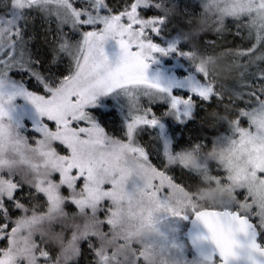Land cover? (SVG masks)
<instances>
[{
    "label": "snow or ice",
    "instance_id": "1",
    "mask_svg": "<svg viewBox=\"0 0 264 264\" xmlns=\"http://www.w3.org/2000/svg\"><path fill=\"white\" fill-rule=\"evenodd\" d=\"M80 2L81 7H76L74 0H0V89L5 87L9 73L16 71L26 74L44 92L31 91L23 82L13 85L6 97L0 92V240L6 241L0 247V264H60L56 248L44 239L43 231L39 236L35 233L51 225L57 215H64L65 204L74 205L76 213L89 217L71 233L75 246L70 254L76 264L81 258L83 264H145V253H130L118 229L119 205L125 194L134 193H143L170 216L186 219L185 212L191 211L207 229L208 235L197 239L211 241L216 264H233L238 249L264 255V245L259 242L264 235V0H202L203 11L198 16L212 15L218 21L215 28L202 33L212 31L217 41L202 44L201 34L190 40L184 31L188 27L185 21L198 16H189L183 21L187 27L179 28L178 40L167 48L154 42L151 35L161 36L174 15L167 0H113L111 5L106 0ZM138 10H155L157 14L145 18ZM30 12L39 13L45 25L41 28L40 57L31 47L35 32L25 35L35 20ZM88 28L91 30H85ZM72 31L80 32L82 41L73 42ZM226 35L239 37L242 43L228 46L231 42L224 39ZM109 39L116 40L120 49L115 64L104 50ZM179 41L189 47L178 49ZM206 48L213 49L211 55ZM217 48L221 51L216 52ZM171 52L185 56L199 73L198 80L188 78L190 90L198 99L172 96L170 88L146 75L148 61L155 53ZM62 57L69 60L66 71L58 67L57 58L60 61ZM208 63H214L216 70H208ZM220 72L235 86L226 88ZM115 89H124L131 106V119L122 138L106 133L85 111L98 96ZM161 93L170 97L166 114L175 115L181 122L195 119L198 105L206 113L201 124L214 120L221 105H232L233 134L224 139L234 153H247L252 161L259 162H253L243 175L231 170V157L219 171L223 175L204 171L206 179L228 191L231 203L201 206L196 202L195 193L201 186L190 183L188 173L200 169L196 153L204 145L194 144L174 154L166 141L163 159L154 164L148 147L138 141L141 126L160 124L149 103ZM233 94L238 100L247 97L245 107L236 106ZM17 95L26 96L41 117L55 124L54 130L47 124L39 127L41 136L34 146L5 122L9 115L5 105ZM141 97L147 100L141 103ZM57 144L63 146L64 154L57 150ZM25 148L36 153L40 162L25 158ZM9 152L21 159L7 158ZM130 164L148 175L147 183L133 173ZM40 168L46 171L35 182L22 174V170L35 172ZM173 168L180 169L179 173ZM54 175L59 179H52ZM133 177L141 183L129 192L127 184ZM61 187L68 190L66 196ZM35 200L43 207L38 209Z\"/></svg>",
    "mask_w": 264,
    "mask_h": 264
},
{
    "label": "rangeland",
    "instance_id": "2",
    "mask_svg": "<svg viewBox=\"0 0 264 264\" xmlns=\"http://www.w3.org/2000/svg\"><path fill=\"white\" fill-rule=\"evenodd\" d=\"M200 2L202 6V0H200ZM204 2L207 3L208 0H204ZM109 3L112 4L113 0H109ZM74 5L76 7L82 6L80 0H74ZM139 11H141L142 14H146L150 12L146 15V18L155 14L154 10H148V11L139 10ZM29 15L34 16L35 20L28 25V29L25 32L26 36L31 35L32 32L34 31L36 32L37 28H42L44 26V21L40 17V15H38V13L30 12ZM52 27L53 28L55 27V23L52 24ZM85 30H91V29L88 28ZM65 31H68V28H65ZM70 35L73 42L82 41V34L80 32L72 31ZM151 35L153 36L154 42L158 43L161 47L167 48L170 43H173V42H169V44L165 45L159 39V37L155 36V34H151ZM104 50L110 62H112L113 64L118 62L120 57V49L116 40L109 39L104 45ZM148 63H149V68L146 72L148 78L150 80H157L164 88H170L172 96L182 97V98H187L189 96H192L194 100L198 99V97H196L195 94H193L190 90L188 84V78L191 76L193 77V80H198L200 79V75L199 73L196 72V69L192 67L189 60L185 56L178 54V52H171L168 55L155 53L154 59H150ZM68 64H69L68 61L61 63V67L63 71L67 70ZM28 79L29 77L24 73H20L16 71L9 73L7 83L3 89H0V92H2L6 97L8 94H10L13 91V85L19 86L21 82H23L25 86L29 88V90L36 91L38 94H44L43 89L38 88L35 81H33L32 83H28ZM146 100H147L146 97H141V103H144ZM95 104L100 105L104 108L111 107L116 110V112L113 113L112 115H106L105 114L106 111L104 110V108L100 107L102 108V110H100L99 108L96 110V112L93 113L90 112V113H92L91 115L96 116L97 117L96 119H99V116H104L103 119L99 121L105 123L104 125L111 128L110 134L112 136L122 138L123 133L126 131L127 123L131 119V115H130L131 106L129 103V98L126 95L124 89H115L111 93L98 96L93 104L85 107V111L88 114H90L89 111L93 106H95ZM149 106L152 112L157 117L160 118V124L155 127L141 126L137 139L141 144L146 145L150 151V146L154 144L152 143V139L154 137V142H155V146L153 147L154 152L150 151V153L152 154L151 155V158L153 160L152 162L154 164H157L159 161L163 159L164 145L166 141L168 142L170 151L174 154L183 150L190 149L188 147H183L182 145L175 144L174 141L175 136L178 134V132L184 131L187 128L186 126H184V124H187L190 121L189 119H187L186 121L181 122L176 119L175 115L166 114L169 113L170 111V97L168 96V94L161 93L160 98L150 102ZM153 107H156V109L153 110ZM5 108L9 113L8 117L5 118V122L6 123L10 122L14 131L20 137L26 140L28 145L30 146H34L36 140L40 138L41 133L38 131V129L42 124H47L51 129L53 130L55 129L54 122L48 121L46 117H41L36 107L31 103V101L26 96L23 95L15 96L10 103L5 105ZM201 108L202 107L198 105V109L200 110ZM119 120H123L122 124L124 125L123 127L116 126L115 128V124H119L118 123ZM99 121L97 120L96 122L95 121L94 122L98 123ZM113 121H115V123H113ZM164 121L167 123V125ZM97 125L101 127V124L98 123ZM160 125H162L163 127H160ZM247 125H248V121L247 120L243 121V126L246 127ZM81 126H86V125L83 122H81ZM176 130L178 132H176ZM232 134H233V127L231 121V122H227V128L225 129V131L222 132L218 131L217 133L211 135V137L209 138L210 142L208 144V147L207 146L205 147L206 149H202V152L200 150L199 152L196 153V162L197 164L200 165V169L199 170L193 169L192 172L190 173L198 177L197 180L198 184H200L199 177H202L204 180H207L209 183H211L210 180L205 178L204 175L205 170H207L209 175H223V173L219 171L224 168L225 163L228 162L230 157L232 162L231 170L234 172L238 171L242 175L246 171H249L251 169L253 162H259V161H252L247 153L236 154L233 152L230 143L226 139H224L225 137H230ZM56 147L57 150L61 152V154H64V148L62 145L57 144ZM45 171L46 170L43 168H40L35 172L25 169L22 170V174L25 175L27 173L30 176V178L29 177L27 178L35 182L37 178ZM52 179L58 180L59 176L54 175ZM140 183L141 181H139L136 177H133L127 184V190L129 192L133 191L134 185ZM60 192L65 196L68 194V190L64 187L60 188ZM40 199L42 200L43 197H40ZM38 202L42 203L39 200ZM64 209H65L64 206H62V211L64 215H57L56 219L59 217V220L55 219L51 225H47V224L44 225V230L50 233L51 226L52 227L56 226L57 228H61V227L65 228L68 226V223L66 222L67 215H65ZM192 217L189 220H191ZM173 219H175V217ZM88 220L89 217L86 216V219L84 220L85 223ZM49 235L52 236L51 234ZM260 238H264V235H261ZM179 249H178L179 260L177 261V264H187L188 261H190L194 256H196L193 253V251L190 254L191 256L187 254L188 253L187 251L189 250L187 249L186 244L185 247L181 246L180 244Z\"/></svg>",
    "mask_w": 264,
    "mask_h": 264
},
{
    "label": "trees",
    "instance_id": "3",
    "mask_svg": "<svg viewBox=\"0 0 264 264\" xmlns=\"http://www.w3.org/2000/svg\"><path fill=\"white\" fill-rule=\"evenodd\" d=\"M133 1L134 0H129V3L133 2ZM106 2L109 3V0H106ZM167 6L174 10V15L172 16V18L169 22L167 30H165L162 33V35L159 36V39L165 45L169 44V42H174V41L178 40L179 28H186L187 27V25H185L183 23L184 20H186L189 16H193V17L198 16L203 11L200 0H167ZM34 13H36V12H34ZM148 13H150V12H148ZM148 13H146V14L141 13V14L146 18V15ZM154 13L157 14L155 12V10H154ZM38 15H40V14L38 13ZM40 17L43 19V17L41 15H40ZM185 23L188 24V27L186 29H184V31L189 33V39L190 40L195 41L196 36H197V33L193 31V28L195 27V22L194 21H190V22L185 21ZM173 24L177 25V27H172ZM207 24H208V29H213L218 25V21L215 20L212 15H208L207 16ZM227 24L229 26H231L232 21L230 19L227 20ZM37 30H36V32L34 31L35 35H36V40L31 45V47L33 50V54L36 55L37 57H40L41 51H42V49L40 47V44H41L40 37H41L42 33H41V28H37ZM181 34H183V33H181ZM217 39H218L217 36L212 31L204 32L200 36V41L202 44L205 41H217ZM224 39L231 42V44H229L228 46H235V45L242 43L239 37H233L232 35H226L224 37ZM188 47H189V45L186 42L179 41L177 43V48L180 50L187 49ZM205 51L208 53V55H211L213 52V49L212 48H206ZM215 51L219 52V51H221V48H217V49H215ZM48 58L49 59L51 58L50 52L48 53ZM65 61L69 62L67 57H62L60 59V61H59V58H57V63H59L58 67L61 70H62L61 63L65 62ZM220 77L225 78L226 88L230 89V88L235 86L234 81L230 78H227L225 73L220 72ZM33 81L34 80L28 79V83H32ZM222 94L227 97V93L223 92V90H222ZM232 99L236 101V106L241 107V108L245 107L244 99H247V97H244V99L238 100L235 97V94H233ZM100 107H102V106L95 104V106H93L90 109L89 113L90 112H92V113L96 112V110L99 109ZM102 108H104V107H102ZM102 108H100V110H102ZM154 109H156V107H153V110ZM104 110L106 111V113H105L106 115H112L113 113L116 112V110L114 108H111V107L104 108ZM209 111H211V109H209ZM92 113H90L89 115L95 122L97 120L99 121V120L103 119V117H104V116H99V119H96L97 117L94 115H91ZM194 115H195V119H189L190 122L187 124H184V126L187 127L184 131L178 132L176 130V132H178V134L175 136V139H174L175 144H179V145H182L183 147H188V148H191L194 144H202L205 147L206 146L208 147V144L210 142L209 138L211 137V135L217 133L218 131H220V132L225 131V129L227 128V122H231L234 120V117L232 115V105H230V104L221 105L220 109H219V114L215 117V119L214 120L209 119L204 124L200 123L201 118L206 115L205 109L203 107L199 110L198 106H197ZM122 121L123 120H119V122H118L119 124H115V128H116V126L117 127H119V126L123 127L124 124H122ZM98 123L101 124V127L104 128L106 133L110 134L111 128L104 125L105 123H103L101 121H99ZM113 123H115V121H113ZM166 125H167V123H166ZM190 125H191V127H190ZM168 128H169V125H168ZM152 143H154V144H152V146H150V151L154 152V148H153L155 146L154 137L152 139ZM205 147H203L202 149H206ZM202 149H201V152H202ZM150 159L152 160V158H150ZM172 170L177 171V173H179V171H180V169H177V168H173ZM25 175L30 178V176L27 173ZM188 175L191 177L190 183L198 184V181H197L198 177H196V175H193L191 173H188ZM35 203L37 204L38 209L43 207V203H39L38 200H35ZM64 208H65L64 209L65 215H67L66 216L67 217L66 222L68 223V226L65 228L64 227L57 228L56 226H53V227L51 226L50 233L49 232L48 233L52 235V236H50V238L56 242L57 246L61 250L60 264H63V260L66 256V254H67L68 258L69 257L72 258V259L67 260V264H76V259H74L75 257L70 254V249L75 246V242L72 240L71 233L73 231H76L78 226H83V224L85 223L84 220L86 219V216L82 215L83 213H76V210L74 209L73 205H71V204H65ZM193 215L194 214L191 211H186L185 212V216L187 217L186 219H184L183 217H175V219H173L174 216H170V215H167L165 213H162L160 216L161 225H162L163 231L165 233V236L167 238V244L169 245L176 261L179 260L178 259V251L180 250L179 249L180 244H181V246H184V247L186 244L187 249L190 251V252L187 251L188 252L187 254H189V256H191L190 254L192 253V250L190 248V245H189V242L187 239V229L189 227L188 226L189 221H190L189 219ZM56 220H59V217ZM43 229H44V226H43ZM105 230H107V226H105ZM184 236H186V237H184ZM184 241H185V243H184ZM260 241L264 244V238H260ZM5 244H6V241L0 240V247L5 246ZM81 247L86 248V244L81 245ZM88 258L91 259V256L89 255ZM80 264H83V258H81Z\"/></svg>",
    "mask_w": 264,
    "mask_h": 264
},
{
    "label": "clouds",
    "instance_id": "4",
    "mask_svg": "<svg viewBox=\"0 0 264 264\" xmlns=\"http://www.w3.org/2000/svg\"><path fill=\"white\" fill-rule=\"evenodd\" d=\"M192 21L195 22L193 31L197 34H202L203 30L208 29L207 16L201 15L195 17ZM208 70L215 71L216 65L208 63ZM24 157L35 162H40L41 158L28 148L23 150ZM7 158L19 161L20 155L16 153H7ZM129 167L133 173L139 176V179L147 183L148 175L134 164ZM200 179V189L195 193L196 202L201 206H211L219 203H231L232 197L228 191L222 186L215 183H209L202 177ZM175 206V205H174ZM121 213V223L118 229L121 230L125 236L124 243L130 253L143 252L145 253V264H177L174 255L167 244V238L163 231L160 216L165 213L157 209L154 201L150 200L143 193L125 194L123 202L119 205ZM166 214V213H165ZM43 231L44 239H46L57 250V256L60 257L61 250L56 242L50 238L48 232L44 229L37 230L36 235H40ZM64 258L63 264H67ZM76 259V258H74ZM244 260L246 264H264V255L259 253H249L246 250H237V258L233 260L238 262ZM187 264H216L215 256L212 251L200 252L193 257Z\"/></svg>",
    "mask_w": 264,
    "mask_h": 264
},
{
    "label": "water",
    "instance_id": "5",
    "mask_svg": "<svg viewBox=\"0 0 264 264\" xmlns=\"http://www.w3.org/2000/svg\"><path fill=\"white\" fill-rule=\"evenodd\" d=\"M207 229L198 221L195 220V216L192 217L189 223V227L187 230V239L191 250L197 256L200 252L203 251H212L214 249V245H212L211 241L197 239L198 237L207 236ZM241 239H243L241 237ZM259 242L264 245L259 238ZM234 264H246V261L241 260L238 262H234Z\"/></svg>",
    "mask_w": 264,
    "mask_h": 264
}]
</instances>
